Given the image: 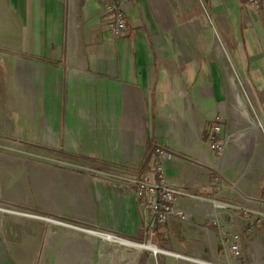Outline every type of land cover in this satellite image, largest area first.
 Wrapping results in <instances>:
<instances>
[{
	"label": "crops",
	"instance_id": "obj_1",
	"mask_svg": "<svg viewBox=\"0 0 264 264\" xmlns=\"http://www.w3.org/2000/svg\"><path fill=\"white\" fill-rule=\"evenodd\" d=\"M126 1L111 0L123 5L127 26L115 35L109 29L113 15L93 0H0V43L9 38L14 56L44 60L15 58L14 86L27 82L30 95L41 94V112L53 131L64 118L65 150L75 157L119 165L145 159L143 169L149 170L151 148L160 144L171 158L165 165L171 187L252 213L248 198H258L263 210L264 133L251 124L239 95L247 122L242 111L230 110L228 74L264 117V0L256 10L242 0H131V7ZM0 114L6 111L0 108ZM215 124L219 139L227 141L216 155L208 146ZM126 194L100 188V217L111 232L134 239L145 219L139 202ZM176 201L189 220L174 216L164 224L166 241L198 240L216 264H223L217 254L222 248L219 257L230 264L228 247L219 230L208 227L206 214L213 211L224 226L231 221L239 235L246 233L249 216L237 209L214 211L189 197ZM152 223L151 217L153 233ZM252 235L257 245L251 264H264V235ZM240 239L244 250L248 242Z\"/></svg>",
	"mask_w": 264,
	"mask_h": 264
},
{
	"label": "rangeland",
	"instance_id": "obj_2",
	"mask_svg": "<svg viewBox=\"0 0 264 264\" xmlns=\"http://www.w3.org/2000/svg\"><path fill=\"white\" fill-rule=\"evenodd\" d=\"M13 51L9 38L0 43V96H3L0 98V108L6 111V114H0V248L4 252L0 255V264L4 260L9 264L192 263L168 254L155 255L147 249H132L128 252L126 247L117 243L35 218L57 220L82 230L105 233L139 244L150 242L155 245L153 235L148 229L151 214L144 207V202L137 197V188L133 186L135 180L141 179L145 159L119 165L95 159L88 161L68 153L64 146V118L60 119L58 132L53 131L51 123L41 112L42 105L44 106L42 98L39 97L41 94L37 95L38 98L30 95L31 88L27 82L22 87L17 86V83L14 86V79H18L16 74H12L15 58L34 62L37 59L42 61L43 58L23 55L16 57L13 53L17 51ZM20 62L22 71L25 61ZM39 92L42 93L43 88ZM239 92L241 103L246 105L249 113L250 122L256 127L255 121L260 115L251 105L248 90L241 89ZM54 122L57 123L56 118ZM258 132L264 133L260 128ZM154 147L155 145L150 151L153 158ZM100 188L103 192L107 189L113 194L124 196L128 192L139 202L145 221L135 240L111 232L103 226L98 199ZM261 189L262 184L257 192ZM254 199L256 203L251 208L254 212L249 216V219L255 221L252 231L240 235L248 242L246 249L241 251V264L252 263V251L256 250L257 245L256 242H251L253 232L264 235V209L261 210V205L257 204L260 200ZM240 214L244 219L248 218L246 214ZM209 223L210 229L216 228L212 222ZM218 223L223 224L222 217ZM225 237L222 236L221 239L223 238L225 246L228 247ZM198 242L200 241L187 242L173 237L166 241L168 250H162L188 259L216 264L209 249L204 246L205 249L202 250ZM222 252V248L218 249L217 254L219 262L224 264V259L219 257ZM123 254L124 262L120 260ZM229 259L230 264H236L231 261L232 258Z\"/></svg>",
	"mask_w": 264,
	"mask_h": 264
},
{
	"label": "built area",
	"instance_id": "obj_3",
	"mask_svg": "<svg viewBox=\"0 0 264 264\" xmlns=\"http://www.w3.org/2000/svg\"><path fill=\"white\" fill-rule=\"evenodd\" d=\"M93 1H96L100 4L103 12L108 15H113V21L109 24V29L113 34L117 35L127 28L125 23V12L121 3H113L111 2V0ZM242 1L245 2V4L249 8H252L254 10L260 8L259 6L261 4V0ZM125 4L127 7H131L133 3L131 0H127ZM215 120L216 122L220 121V116L216 117ZM255 125V128L257 130H259L260 128L264 132V117L257 116ZM220 132L221 127L218 124H215L210 132L208 146L209 150L215 155L223 153L227 144L226 140L219 139ZM153 155L155 158L153 167L149 170L143 169V171H141V179L135 180L133 185L135 188H137V197L144 202V207L150 212L151 217L153 218V223L157 221L160 224H166L171 218H174V216H179L181 222L187 223V221L189 220L188 214L179 211L175 207L177 203L176 200L182 197H189L198 202H207L208 204H210L212 210L214 211L237 209L238 212H242L247 216H250V213L252 214V211L248 208L243 209L219 200L216 201L212 199L197 197L193 194L185 193L179 189L171 187L165 181V165L171 160L168 152L162 145L157 144V146H155L153 149ZM213 185L219 188L216 183H214ZM248 202L250 204L256 203L255 199L253 198H248ZM195 207L198 209V205H195ZM206 215V218H210V222H212L213 225H216V229L219 230L220 237L226 236L225 240L229 244L227 248L228 256L232 258L233 261H236V263H239L242 255V243L240 239L241 237L238 233H236L234 229L230 228L231 221L228 220V224H226L227 226H224L223 224L218 223L220 216L215 215L213 211L212 213L209 212ZM252 226L253 222L250 219V222L245 227L247 233L252 231ZM150 234L153 235L152 232Z\"/></svg>",
	"mask_w": 264,
	"mask_h": 264
},
{
	"label": "bare ground",
	"instance_id": "obj_4",
	"mask_svg": "<svg viewBox=\"0 0 264 264\" xmlns=\"http://www.w3.org/2000/svg\"><path fill=\"white\" fill-rule=\"evenodd\" d=\"M230 76L231 75L229 73L228 74V79H229V81H228L229 82V97H231L230 98V102H229L230 110L232 111L233 114H236V111H242L243 117L241 118V121L243 123H246L247 119H248L247 118V112L243 110L242 106L239 103V96L238 95H239L240 92H239V89L237 88V86L234 84V81L233 82L230 81ZM33 217H35V216H33ZM35 218H37L38 220L39 219L47 220V221H49V222H51V223H53L55 225L59 224V225L65 226V227L70 228V229L73 228V229H76L78 231H83V232L89 233L92 236H95L97 238L98 237L102 238L103 240H105L107 242L117 243V244H119V245H121L123 247H126L125 250H127L128 252H131L132 249H135L137 251H141V250L147 249V250H150L151 252H153L155 255L156 254H160V253L168 254L165 250L158 249L157 247L153 246V244H151L150 242L145 243V244H139V243H135V242H132V241H127V240L119 238V237H114V236H111L109 234H105V233H101L100 234V233H97V232H94V231H90V230H87V229L86 230H82V229H79V228H75L73 226H70V225H67V224H63V223H61V222H59L57 220L54 221V220L47 219V218H42V217L41 218L35 217ZM175 256H177L178 258H181L183 260H188L187 258L182 257L181 255H175ZM190 260H191V262L196 263V264H210V263H207V262H203V261H201L199 259H190Z\"/></svg>",
	"mask_w": 264,
	"mask_h": 264
},
{
	"label": "trees",
	"instance_id": "obj_5",
	"mask_svg": "<svg viewBox=\"0 0 264 264\" xmlns=\"http://www.w3.org/2000/svg\"><path fill=\"white\" fill-rule=\"evenodd\" d=\"M164 224H160L157 221L154 222L153 226L150 228L153 231V239L155 241V245L158 248L166 249L164 243L166 242L165 232L162 231Z\"/></svg>",
	"mask_w": 264,
	"mask_h": 264
},
{
	"label": "water",
	"instance_id": "obj_6",
	"mask_svg": "<svg viewBox=\"0 0 264 264\" xmlns=\"http://www.w3.org/2000/svg\"><path fill=\"white\" fill-rule=\"evenodd\" d=\"M154 223H152V225H153ZM153 246H155V245H153ZM156 247V246H155ZM162 250V249H161ZM168 253V252H167Z\"/></svg>",
	"mask_w": 264,
	"mask_h": 264
}]
</instances>
